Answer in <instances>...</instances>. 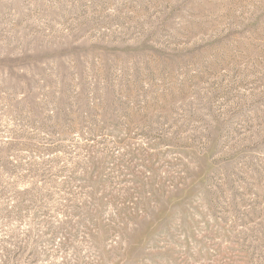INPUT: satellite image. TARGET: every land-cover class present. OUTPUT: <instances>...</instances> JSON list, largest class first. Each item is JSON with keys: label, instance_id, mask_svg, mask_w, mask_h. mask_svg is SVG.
Segmentation results:
<instances>
[{"label": "rangeland", "instance_id": "obj_1", "mask_svg": "<svg viewBox=\"0 0 264 264\" xmlns=\"http://www.w3.org/2000/svg\"><path fill=\"white\" fill-rule=\"evenodd\" d=\"M0 264H264V0H0Z\"/></svg>", "mask_w": 264, "mask_h": 264}]
</instances>
